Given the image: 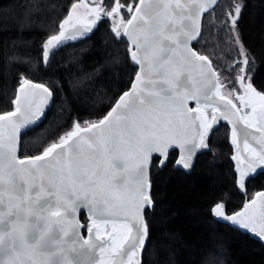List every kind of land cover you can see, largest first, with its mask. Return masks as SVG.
<instances>
[{"label":"snow or ice","instance_id":"6c2138e0","mask_svg":"<svg viewBox=\"0 0 264 264\" xmlns=\"http://www.w3.org/2000/svg\"><path fill=\"white\" fill-rule=\"evenodd\" d=\"M218 4L219 0H189L184 5L175 0L173 9L171 0L127 5L121 0H80L72 5L74 11L85 8L86 14L82 18L70 12L59 34L44 43L45 67L51 50L111 19V31L117 38L127 37L135 49H129L131 59L140 71L131 89L102 119L83 125L74 121L58 142L24 159L17 156L18 142L25 130L42 120L53 93L44 84L21 79L14 111L0 115V206L5 209L0 211V225H6L0 229V264H73L68 253L77 245L99 250L93 264H142L140 256L150 236L144 213L154 208L149 179L154 154L163 167L169 149L176 147L181 154L176 165L190 169L195 151L207 148L218 119L232 125L236 187L244 190L246 179L264 167V91L254 86L250 54L239 34L243 5H231L234 12L223 25L228 27L230 20V32L239 45L238 58L225 70L229 75L236 72L235 81L226 82L208 56L189 46L201 34V14ZM123 9L131 16L126 21ZM69 27L74 33L66 34ZM229 84L233 86L225 95ZM189 100L196 108L188 107ZM238 125L244 129L242 148ZM80 207L89 212V233L95 232L94 240L82 243L76 218ZM212 214L215 221L264 240V192L231 215L224 202L215 204ZM57 231L59 236L54 235Z\"/></svg>","mask_w":264,"mask_h":264},{"label":"trees","instance_id":"16d2710c","mask_svg":"<svg viewBox=\"0 0 264 264\" xmlns=\"http://www.w3.org/2000/svg\"><path fill=\"white\" fill-rule=\"evenodd\" d=\"M76 1L0 0V113L13 108L22 76L53 92V105L45 119L23 132L21 157L43 151L70 130L74 121L101 118L129 88L137 70L127 41L114 36L108 19L91 36L51 51L45 67L44 41L58 32L60 21ZM136 1L121 0L125 5ZM236 3L243 5L238 28L252 61L249 74L254 72V86L264 91V0H219L214 10L205 13L201 36L193 46L217 67L222 59L229 62L226 47L234 34L230 20L228 27L223 25ZM122 15L128 17L125 9ZM222 142L216 144L213 139L189 173L175 168L174 159L163 167L153 159L150 194L154 208L145 211L150 236L143 264H264L260 241L213 219L211 209L217 201L225 202L227 212H233L245 200L235 185L231 160L221 155ZM249 185V196L264 188V173L253 177ZM81 219L86 220L84 213Z\"/></svg>","mask_w":264,"mask_h":264},{"label":"water","instance_id":"95a60500","mask_svg":"<svg viewBox=\"0 0 264 264\" xmlns=\"http://www.w3.org/2000/svg\"><path fill=\"white\" fill-rule=\"evenodd\" d=\"M152 2L154 3L155 0H152ZM138 3H139V0H137L135 4H138ZM146 3H147V0H146ZM180 3H181V4H184V5H188L189 0H180ZM171 4H172L173 9H175V0H171ZM184 10H186V9H184ZM176 11L179 12V11H181V10H180V9H176ZM193 11H195V9H194ZM206 11H208V10H206ZM206 11H205L203 14H201V32H202V21H203V17H204V15H205ZM74 16H78V15H74ZM66 18H68V16H67ZM66 18H65V19H66ZM130 18H131V16L128 17V19H130ZM65 19H64V20H65ZM176 19H177V27H179V23H180V21H179V17L177 16ZM64 20H63V21H64ZM186 23H187V22H186ZM99 24H100V23H99ZM77 27H79V25H77ZM98 27H99V25H98ZM98 27H96V28L94 29V31H95ZM94 31H92V32H90V33H87L84 37H78L76 40H79V39H81V38L89 37V36H91V35L94 33ZM72 33H74V29L71 28V27H69V28L67 29V33H66V34H72ZM200 36H201V34H200ZM200 36L198 37V39L200 38ZM123 38L128 42L129 49L132 48V50H135V49L130 45V42L128 41V38H127V37H123ZM69 40H71V39H69ZM76 40H73V41H76ZM67 41H68V40H66L65 42H67ZM65 42H63V44H64ZM196 42H197V41H190L189 46H190L194 51H196L198 54L206 55V54H204V53H200L196 48H194L193 44L196 43ZM130 55H131V52H130ZM206 56H207V55H206ZM132 61H133V60H132ZM133 62H134V61H133ZM134 63H135V62H134ZM135 64H136V63H135ZM136 65H137V64H136ZM138 71H140V66H139V65H137V70H136V72H135V74H134V76H133V79H132V81H131V83H130L129 88L126 89L125 91H123L120 95H122L124 92H127V91H129V90L131 89V87H132V83L135 81V79H136V73H137ZM22 78L31 81L33 84H43V83H40V82H38V81H34V80H31V79H28V78H25V77H22ZM22 78H21V79H22ZM193 78H194V79H198V77L195 75V73L193 74ZM21 79H20L19 85H18L17 88H16V94H15L14 100H15L17 94H18L17 90L21 87ZM44 85H45V84H44ZM45 86H46V85H45ZM47 87H48V86H47ZM48 88H49V87H48ZM49 89H50V88H49ZM258 90H259V89H258ZM50 91H51V89H50ZM21 95H23V93H21ZM120 95L117 97L116 101L119 99ZM116 101H115V102L113 103V105L109 108V110H108V111H107V112H106L101 118H99V119H102L105 115H107V113H108V112L111 110V108L115 105ZM190 103H194V106L191 107V106H190ZM52 105H53V96H52V97L50 98V100H49V105H48V107H47L46 113L44 114L42 120H41L38 124H40V123L45 119V117H46V115H47V112H48L49 109L52 107ZM196 106H197V105H196V102H195L194 100H189V101H188V107H190V108H196ZM14 109H15V105L13 104V108H12L11 110L6 111V112H2V113H0V115H3V114H5V113H7V112H12V111H14ZM99 119H98V120H99ZM98 120H96V121H98ZM220 120L225 121V122H228V121L223 120V119H218L217 123L214 125V128L219 124ZM228 123H229V122H228ZM38 124H37V125H38ZM229 124H230V123H229ZM230 127H231V132H232V125H231V124H230ZM238 127L241 129V135H240L239 139H240L241 148H242V144H243V131H244V129H243V126H242V125H238ZM31 128H32V127H31ZM214 128H213V129H214ZM29 129H30V128H29ZM25 131H27V130H25ZM247 131L255 132L254 129H248ZM230 141H231V137H230ZM56 142H58V141H56ZM231 143H232V142H231ZM207 145H208V140H207ZM48 146H49V145H48ZM48 146H47V147H48ZM232 146H233V154H232V157H233L234 155H236V147H235V145H233V144H232ZM20 148H21V139L19 140L18 145H17V156H18L19 159H24L25 157H29V156L21 157V156H20ZM174 148H176V147H172V148H170V149H169V152H170L172 149H174ZM176 149L178 150V153H177V157H176V159L174 160V167H175V168H178V169H182L184 172L189 173V172H191V170L193 169V167H194V165H195L197 154L200 153V152H202V151L208 150V149H209V146H207V148H205V149H199V150H196V151H195V155L193 156L192 166L190 167V169H184L182 165H176V161H177L178 159H180V155H181L179 149H178V148H176ZM42 152H43V151H41L40 153H38V154H36V155H39V154H41ZM30 156H35V155H30ZM154 156H158V155L154 154ZM154 156H153V157H154ZM160 159H161V158H160ZM152 161H153V158H152ZM167 161H168V159H167ZM232 161H233V167H234V171H235L236 161L233 160V158H232ZM166 163H167V162H166ZM151 164H152V162H151ZM150 167H151V165H150ZM259 171H264V167L258 168V169H257V172L251 174V176H255ZM235 173H236V172H235ZM236 175H237V174H236ZM251 176H250V177H251ZM250 177H248V178L246 179V182H247V180H248ZM149 179H150V169H149ZM150 183H151V182H150ZM150 189H151V188H150ZM238 190H239L240 192H243L245 189H244V190H240V189H238ZM258 192H264V189H261V190L256 191L250 199H245L244 202L242 203V205L240 206V208H238V209L235 210L234 212L239 211V210L243 207V205H244V203H245L246 201H249V202H250V201L255 197V194L258 193ZM150 196H151V194H150ZM5 199H7V197H5ZM151 199H152V197H151ZM220 202H221V201H218L217 203H220ZM217 203H215V204H217ZM215 204L212 206V208L215 206ZM3 210H5V209H4V206H0V211H3ZM211 211H212V209H211ZM82 212H85V214H86V216H87V218H88V225H87V227H86L85 232L82 231V228L84 227V222H83L82 219L80 218V215H81ZM234 212H231V213H228V212H227V214L231 215V214H233ZM144 217H145V213H144ZM76 218L79 220L80 225H81V227H80V229H79L80 236L82 237L81 243H82L83 240H89V239L94 240V239H95V232L93 231L92 233H89V231H88V227H89L90 224H91V220H90V216H89V212H88L87 208L80 207L79 210H78V212H77V214H76ZM145 222H146V219H145ZM222 222H223V221H222ZM5 227H6V225H0V229H4ZM108 230H109V231L111 230L110 225L108 226ZM242 232L248 233L251 237L257 239L258 241H260V242L264 245V240H261V239L258 238L257 236H255V235H253V234H250L248 231H242ZM54 235H55V236H59L60 233L57 231ZM70 238H71L70 236H69V237H65L66 240H69ZM147 239H148V238H147ZM6 240H7V237H6ZM146 242H147V240H146ZM97 243H99V242H97ZM66 247H67V245H66ZM76 247H77V250H76L75 252H70V253H68L70 259H71L72 262H73V264H93L94 261H98V260H99V255H100V254H99V250H98V249H96L95 251H93V250H90L87 246L80 247L79 245H77ZM142 251H143V250H142ZM2 257H3V252H0V258H2ZM140 259H141V261H142V253H141Z\"/></svg>","mask_w":264,"mask_h":264},{"label":"rangeland","instance_id":"374dc122","mask_svg":"<svg viewBox=\"0 0 264 264\" xmlns=\"http://www.w3.org/2000/svg\"><path fill=\"white\" fill-rule=\"evenodd\" d=\"M80 2V0H78V1H76V2H74L73 4H78ZM136 3V2H135ZM72 4V5H73ZM129 4H132V3H129ZM72 5L70 6V8H69V10H68V12H67V14H66V17L67 16H69V13L70 12H73V14L74 15H78V16H80V17H84L85 16V14H86V11H85V8H83V7H80V8H78L77 10H73L72 9ZM126 10V9H125ZM207 12V11H206ZM123 16V15H122ZM130 15L128 14V17H129ZM66 17H64L61 21H60V23L66 18ZM128 17L127 18H125L124 16H123V18L125 19V21L128 19ZM204 18V17H203ZM117 20H119L120 19V17H117L116 18ZM109 20V22H110V29L113 27V24H112V21H111V19H108ZM60 23H59V30H58V32L57 33H55V34H53V35H58L59 34V32H60ZM101 23V22H100ZM100 25V24H99ZM114 34V33H113ZM52 35V36H53ZM114 36H115V34H114ZM51 37V36H50ZM116 37V36H115ZM49 38V37H48ZM48 38L44 41V43L48 40ZM87 38V37H86ZM117 38V37H116ZM123 38V37H122ZM82 39H85V38H81V39H79V40H82ZM117 39H120V38H117ZM124 39V38H123ZM79 40H76V41H79ZM76 41H73V40H68L67 42H65L64 44H62L61 46H63V45H65L66 43H68V42H76ZM128 43V42H127ZM228 43H229V47H228ZM44 45V44H43ZM61 46H59V47H61ZM226 49H227V52H228V55H229V58H230V61L229 62H226V60L225 59H222L221 61H220V65L217 67V66H215V69H216V71L218 72V73H222L223 74V77L222 78H224L225 79V81L227 82V81H235V78H236V72L235 71H233L230 75L225 71L226 69H227V67H228V65L229 64H231L233 61H235L237 58H238V51H239V45L238 44H235V36H233L231 39H229L228 40V42H227V47H226ZM128 50H129V46H128ZM51 51H53V50H51ZM205 54V53H204ZM129 55H130V50H129ZM208 56V55H207ZM130 57H131V55H130ZM209 57V56H208ZM210 58V57H209ZM239 59H243V57H239ZM22 77H25V78H27L26 76H22ZM21 77V78H22ZM20 78V79H21ZM28 79H30V78H28ZM32 80V79H31ZM35 81V80H34ZM19 82H20V80H19ZM232 87V85L231 84H229L228 85V87L227 88H225L224 90H223V92L224 93H228V90H229V88H231ZM235 88L236 89H238L239 88V84L238 83H236L235 84ZM52 91V90H51ZM260 91V90H259ZM53 93V92H52ZM16 94V93H15ZM240 94H242V92H240ZM235 100V99H234ZM239 102V101H238ZM235 103V102H234ZM193 107V106H192ZM51 109V108H50ZM49 109V110H50ZM85 121H96V120H84V121H81V122H79L81 125H83L84 124V122ZM39 125V124H38ZM37 126V125H36ZM33 128V127H32ZM31 129V128H30ZM72 129V128H71ZM70 129V130H71ZM221 129V127H219V128H217V130H220ZM29 130V129H28ZM69 131V130H68ZM230 131H231V128H230ZM230 135H231V133H230ZM59 140V139H58ZM57 140V141H58ZM21 144H22V138H21ZM169 156H170V153H169ZM169 156H168V158H169ZM160 159V158H159ZM159 159H158V161H159ZM175 160V159H174ZM152 164H153V161H152ZM152 164H151V166H152ZM151 168V167H150ZM234 168V167H233ZM182 170V169H181ZM253 177H251L250 178V180H249V182L247 183L246 182V188H245V190L243 191V192H240L239 190V192L240 193H242L243 194V196H244V198L245 199H250L252 196H253V194L256 192V190H254L253 192H252V195L251 196H249V187H250V181H251V179H252ZM248 181V180H247ZM238 189V188H237ZM222 202V201H221ZM217 203V202H216ZM215 204V203H214ZM213 204V205H214ZM82 213H84L85 214V212H82ZM85 217H86V220H82L83 222H84V227L82 228L83 230L82 231H84V229L86 230V227H87V225H88V218H87V216H86V214H85ZM80 218H81V215H80ZM85 232V231H84ZM144 250V249H143ZM142 264H143V251H142Z\"/></svg>","mask_w":264,"mask_h":264},{"label":"flooded vegetation","instance_id":"af4514ba","mask_svg":"<svg viewBox=\"0 0 264 264\" xmlns=\"http://www.w3.org/2000/svg\"><path fill=\"white\" fill-rule=\"evenodd\" d=\"M224 94L227 95L228 93H224ZM234 95L235 94H233V100H234ZM234 102L237 103V104H239V102L237 100H234ZM190 106L191 107L194 106V103H190ZM206 114L210 118L211 117V109H208ZM219 127H221V129L220 130H217V128H219ZM230 128L231 127H230V124L228 122H225V121L220 120L219 124L211 131L210 137L208 138V146H209V149H210V145H211V142H212L213 139H214V142L216 144H219V143H221L223 141L222 143L224 145V148H223V151H222L221 155H226L227 156V159H230L231 160V162H232V170L234 172V179H236V173L234 171L233 161H232L233 146H232V143L230 141V137H231V135H230V133H231ZM208 150H205V151H202V152L198 153L197 154V157H196V160L198 159V157H199L200 154H202V153H204V152H206ZM169 153H170V156H169L168 159H176L178 150L176 148H174ZM215 155H213V156H215ZM155 157H156V159H159L160 158L159 156H154L153 159ZM261 173H264V171H259L256 175L261 174ZM255 176H251V177H255ZM261 189H264V188H261ZM261 189H258V190H261ZM258 190H256V191H258ZM226 212H227V210H226ZM228 213H231V212H228Z\"/></svg>","mask_w":264,"mask_h":264},{"label":"bare ground","instance_id":"6f19581e","mask_svg":"<svg viewBox=\"0 0 264 264\" xmlns=\"http://www.w3.org/2000/svg\"><path fill=\"white\" fill-rule=\"evenodd\" d=\"M65 17H66V16H65ZM56 35H57V34H56ZM133 76H134V75H133ZM131 81H132V80H131ZM177 169H178V168H177ZM182 171H183V170H182ZM82 230H83V229H82ZM84 231H85V229H84ZM84 231H83V232H84Z\"/></svg>","mask_w":264,"mask_h":264}]
</instances>
